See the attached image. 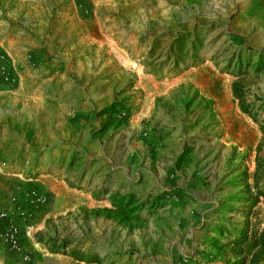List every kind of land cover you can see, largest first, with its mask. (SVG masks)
<instances>
[{
  "label": "rangeland",
  "instance_id": "1",
  "mask_svg": "<svg viewBox=\"0 0 264 264\" xmlns=\"http://www.w3.org/2000/svg\"><path fill=\"white\" fill-rule=\"evenodd\" d=\"M3 2L0 264H264V0Z\"/></svg>",
  "mask_w": 264,
  "mask_h": 264
},
{
  "label": "built area",
  "instance_id": "2",
  "mask_svg": "<svg viewBox=\"0 0 264 264\" xmlns=\"http://www.w3.org/2000/svg\"><path fill=\"white\" fill-rule=\"evenodd\" d=\"M8 81L7 67L3 56H0V83ZM36 201H40L39 197H36ZM15 214L20 218H25L26 213L21 208L16 206L14 200L10 201L9 208L0 212V240L6 242L11 247L18 246V230L15 225L10 223L3 225V222L9 219V217Z\"/></svg>",
  "mask_w": 264,
  "mask_h": 264
},
{
  "label": "crops",
  "instance_id": "3",
  "mask_svg": "<svg viewBox=\"0 0 264 264\" xmlns=\"http://www.w3.org/2000/svg\"><path fill=\"white\" fill-rule=\"evenodd\" d=\"M7 2L8 3V5H10V7L11 8H13V12H14V15L16 16L14 19L16 20V18H18V19H20V18H22V17H24V16H26V18L27 17H29V19H31L32 21H34V22H38V18L39 17H41V15L42 14H33L32 12H27V8H26V10H25V6L23 7V6H20V4H19V2H17V1H25V2H33V1H35V0H0V3L1 2ZM3 2V3H4ZM28 5V4H27ZM26 5V6H27ZM0 6H1V4H0ZM22 10H24L25 12H24V14H23V11ZM41 13H43L44 14V12H41ZM21 20H19V21H15V22H17L15 25H11L10 27H12V28H16L17 30H19V28H21V26L20 25H22V28L24 27V26H27V25H25V24H22V22H20ZM3 23V22H2ZM2 23H0V26H1V24ZM31 26V25H30ZM33 26H36L35 24L33 25ZM35 30V29H34ZM0 33H1V29H0ZM18 33V32H17ZM17 33L16 34H13L12 35V41H13V43L14 44H16L15 45V47L13 48V49H22L23 48V46H21L20 44H19V40L17 39L18 38V36H17ZM3 39V37H1L0 36V41ZM2 45V44H1ZM1 191H0V207L3 205V203L6 201V198H7V195H8V193H7V188L5 187V189H0Z\"/></svg>",
  "mask_w": 264,
  "mask_h": 264
},
{
  "label": "trees",
  "instance_id": "4",
  "mask_svg": "<svg viewBox=\"0 0 264 264\" xmlns=\"http://www.w3.org/2000/svg\"><path fill=\"white\" fill-rule=\"evenodd\" d=\"M224 71V69L222 70ZM232 94H233V97L235 99L238 100V103L240 105V108L241 110L246 113V114H249V111L247 110L246 106H245V102L243 100V95H242V91H241V86L238 84V83H234L232 85ZM253 118V117H252Z\"/></svg>",
  "mask_w": 264,
  "mask_h": 264
}]
</instances>
